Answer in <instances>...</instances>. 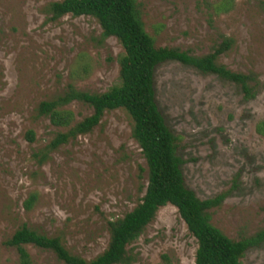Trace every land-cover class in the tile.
<instances>
[{
  "label": "rangeland",
  "instance_id": "rangeland-1",
  "mask_svg": "<svg viewBox=\"0 0 264 264\" xmlns=\"http://www.w3.org/2000/svg\"><path fill=\"white\" fill-rule=\"evenodd\" d=\"M62 0H0V264H19L5 242L22 225L58 237L72 254L92 260L108 243V223L131 211L145 192V163L130 136L123 110L108 111L90 133L61 146L41 162L57 132L37 115L43 101L71 85L103 93L118 83L122 48L102 37L91 17L52 21L49 4ZM217 0H137L145 31L160 48L206 55L223 40L231 46L217 63L232 72H253L257 94L214 74L177 62L157 67L155 100L176 139L186 188L198 199L225 195L210 221L232 240L264 228V0H232L216 14ZM76 121L91 115L85 104L66 106ZM33 131L34 142L25 134ZM140 169L144 170L143 172ZM31 194L37 199L26 211ZM34 264H63L47 250L25 247ZM195 239L174 206L161 207L127 246L130 264H194ZM242 264H264V243L248 250Z\"/></svg>",
  "mask_w": 264,
  "mask_h": 264
},
{
  "label": "trees",
  "instance_id": "trees-1",
  "mask_svg": "<svg viewBox=\"0 0 264 264\" xmlns=\"http://www.w3.org/2000/svg\"><path fill=\"white\" fill-rule=\"evenodd\" d=\"M231 4L232 0H217L214 11L216 14L227 12ZM48 12L52 21L66 15L93 18L102 37H114L123 52L117 58L118 83L105 92L91 94L70 85L61 96L39 104L37 115L46 117L53 127L64 131L57 132L44 149L35 154L36 157L45 161L61 146L90 133L106 112L123 110L131 121L130 136L144 160L147 182L140 202L122 218L108 223L107 246L92 260L72 255L60 238L46 236L22 225L5 242L6 246L16 250L18 263L34 264L25 248L30 245L51 251L63 264H130L127 246L140 236L161 207L171 205L177 209L187 231L195 239L194 264H242L248 250L264 243V228L252 236L232 240L211 224L209 211L217 208L225 195L200 200L186 188L182 161L176 153V139L158 109L154 90L157 67L177 62L233 83L245 100L254 99L259 85L255 73L232 72L217 63L218 57L230 48L231 40H223L219 47L203 56L157 47L153 37L144 29L137 0H62L49 4ZM72 102L90 107L91 115L76 121L74 114L66 109ZM256 132L264 138V118L257 124ZM25 138L33 143V131H27ZM36 199V194L29 196L24 202L26 211L33 208ZM157 264L171 262L167 255H162Z\"/></svg>",
  "mask_w": 264,
  "mask_h": 264
}]
</instances>
